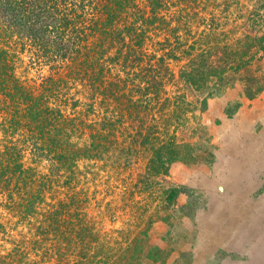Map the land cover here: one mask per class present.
I'll use <instances>...</instances> for the list:
<instances>
[{"label": "trees", "instance_id": "obj_1", "mask_svg": "<svg viewBox=\"0 0 264 264\" xmlns=\"http://www.w3.org/2000/svg\"><path fill=\"white\" fill-rule=\"evenodd\" d=\"M26 50L30 61L67 68L66 76L88 87L87 100L59 76L28 81ZM263 54L264 0H0V202L24 214L43 200L45 181L57 180L61 168L71 173L78 157L105 161L108 149L119 157L135 150L110 147L108 137L127 119L137 126L127 136L142 147L145 177L165 181L170 163L201 157L207 98L233 88L250 98L264 88ZM182 57L175 75L168 60ZM83 112L100 117V127L78 151L71 137L83 133ZM26 151L49 166L42 188L28 194L39 172L25 165ZM141 234L93 264H150L155 246Z\"/></svg>", "mask_w": 264, "mask_h": 264}, {"label": "rangeland", "instance_id": "obj_2", "mask_svg": "<svg viewBox=\"0 0 264 264\" xmlns=\"http://www.w3.org/2000/svg\"><path fill=\"white\" fill-rule=\"evenodd\" d=\"M20 55L28 81L59 76L67 80L69 92L82 89L76 96L87 100L88 87L66 76L67 68L30 61L27 50ZM185 59L168 60L175 75ZM261 64L264 76V54ZM237 90L206 99L201 131L209 139L196 150L203 153L170 163L165 181L145 177L142 147L127 136L137 126L127 119L108 137L110 147L132 144L135 150L119 157L108 149L105 161L78 157L71 173L61 168L57 180L45 181L43 200L32 202L33 209L24 214L15 203L0 202V264H93L104 255L115 256L112 252L142 232L155 246L150 264H264V88L250 98ZM81 115L83 133L75 131L71 137L78 151L100 127V117ZM23 160L38 168L34 182L26 186L27 194L35 193L42 188L40 174H49L48 160L31 161L28 151ZM145 179L151 182L145 184ZM168 193L169 201L163 200Z\"/></svg>", "mask_w": 264, "mask_h": 264}]
</instances>
